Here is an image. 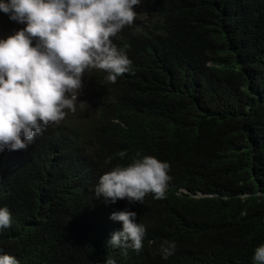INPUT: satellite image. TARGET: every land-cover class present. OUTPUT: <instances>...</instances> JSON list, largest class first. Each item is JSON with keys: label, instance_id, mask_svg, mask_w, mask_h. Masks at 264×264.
<instances>
[{"label": "trees", "instance_id": "obj_1", "mask_svg": "<svg viewBox=\"0 0 264 264\" xmlns=\"http://www.w3.org/2000/svg\"><path fill=\"white\" fill-rule=\"evenodd\" d=\"M133 10L112 38L130 71L113 84L96 70L82 115L50 125L26 150L0 152V208L12 218L0 228V255L18 264H255L264 245V0H142ZM145 155L170 165L165 198L95 195L102 174ZM122 210L146 229L140 252L107 246L122 230L111 214ZM168 242L176 251L164 259Z\"/></svg>", "mask_w": 264, "mask_h": 264}, {"label": "clouds", "instance_id": "obj_2", "mask_svg": "<svg viewBox=\"0 0 264 264\" xmlns=\"http://www.w3.org/2000/svg\"><path fill=\"white\" fill-rule=\"evenodd\" d=\"M142 0H10L0 12L26 27L0 39V152L26 150L43 130L75 112V101L88 69L107 73L106 80L131 69V60L112 38L136 19L133 6ZM33 39L37 42L33 46ZM124 152L119 156L123 157ZM139 156V154H137ZM109 158L107 162H109ZM170 165L152 155L133 158L99 177L95 195L115 203L127 199L143 203L146 194L165 198ZM134 211L122 210L110 219L122 222L107 246L143 250L146 229L135 222ZM11 214L0 208V228L11 227ZM164 259L174 255L176 244H162ZM255 264H264V245L255 249ZM0 264H18L9 254ZM106 264H116L108 258Z\"/></svg>", "mask_w": 264, "mask_h": 264}, {"label": "rangeland", "instance_id": "obj_3", "mask_svg": "<svg viewBox=\"0 0 264 264\" xmlns=\"http://www.w3.org/2000/svg\"><path fill=\"white\" fill-rule=\"evenodd\" d=\"M134 8H136V6H133V9ZM25 27H26V22L25 23H18L16 21L10 20L8 14H5L4 12H0V39H5V38H7V36L12 35L15 32H17V31H19ZM36 42L37 41L35 39H33V41H32L33 46H35ZM95 71H96L95 69H88L85 71L84 76L82 78V82H83L82 91L80 92L78 99L74 102L76 110H75V112H72L71 110L65 109V112H66L65 118L72 117V116L77 115V114L78 115L81 114L80 111L82 109L80 108V105L82 107H84L87 104L86 103V99H87L86 85H87V82L90 79V77H92L93 73H95Z\"/></svg>", "mask_w": 264, "mask_h": 264}, {"label": "water", "instance_id": "obj_4", "mask_svg": "<svg viewBox=\"0 0 264 264\" xmlns=\"http://www.w3.org/2000/svg\"><path fill=\"white\" fill-rule=\"evenodd\" d=\"M198 195H200V196H205V195H207V194H205V193L199 191V192H198Z\"/></svg>", "mask_w": 264, "mask_h": 264}]
</instances>
